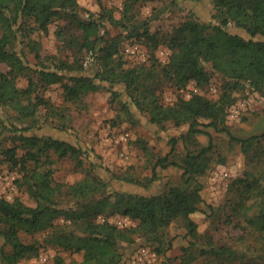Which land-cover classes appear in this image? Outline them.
Listing matches in <instances>:
<instances>
[{
    "label": "trees",
    "instance_id": "trees-1",
    "mask_svg": "<svg viewBox=\"0 0 264 264\" xmlns=\"http://www.w3.org/2000/svg\"><path fill=\"white\" fill-rule=\"evenodd\" d=\"M89 1L90 5L83 0H0V61L7 65V70L0 71V110L11 108L22 123L34 118L40 105L47 104L41 92L53 83H60L64 98L71 101L102 88L110 89L113 101L119 96L113 85L118 84L128 93L131 103L149 114L151 123L172 121L176 126L187 124V131L182 135L184 140L204 133L208 135V142L194 149L187 147L178 163L170 160L177 141L176 137H171L170 151L157 157L148 177L140 179L127 173H112L111 176L147 186L159 177L157 165L172 163L182 169L179 184H168L160 192L145 194L108 190L107 182L101 177L86 174L67 185L66 193L71 201L63 206L56 199L63 184L52 183L50 168H38L40 157L47 149H53L59 157L69 156L81 163V147L50 135L25 133L30 129L29 124L14 126L0 113V137L3 130L9 129L14 131L12 139L20 141L0 148V152L12 168L22 172L20 179L36 201L32 206L17 197L8 200L0 196V264H17L19 260L37 254L40 246L36 242L23 241L20 234H34L40 230L50 234L48 242L57 247L82 253L80 260L68 262L55 255L49 264H123L128 253L132 252L130 248L136 241L135 234L145 236L140 245H149L162 254L171 246V240L166 238V227L179 218L185 219L187 229L184 262L201 255L209 256L216 263L235 261L236 264H246L244 259L248 254L263 259L264 132L237 138L231 134L225 120L229 106L235 101V88L248 84L253 91L264 92V0H211L214 12L210 19L189 17L177 25L168 38L151 31L147 19L132 24L134 16L127 13L133 7L150 2L174 3L177 0H123V13L119 18L114 17L102 0ZM63 17L80 30L79 37L71 40L77 45L76 51L67 58L56 54L42 55L39 37L48 32L52 20ZM105 21L117 28L116 34L102 31ZM229 25L243 29L246 35L230 31ZM57 34L61 36L62 33L58 30ZM122 37H134L150 48L154 64L161 65L165 77L174 86L181 87L189 80L204 85L213 73H218L225 79L221 93L217 98H210L194 92L171 104L159 102L157 96L146 99L138 88V78L144 67L139 64L124 67L125 58L119 47ZM161 43L170 50L163 64L157 61L153 52ZM18 46H26L36 60L33 68L36 75L29 76L23 87L17 85V77L31 65ZM84 52H89L99 62L93 75L74 73L83 69ZM119 101L122 112L133 122L137 121L130 103ZM118 113L111 119V124L117 123ZM203 127L228 133L230 141L240 143L245 160L254 164L233 180L237 198L229 202L228 211L223 213L226 222H235L241 227L238 242L243 244V239H254L246 246L213 243L196 246L197 223L191 214L200 209L199 204L203 201L198 176L209 168L214 148L213 137ZM19 145L25 148L22 154L17 153ZM29 160L34 161L32 168L27 167ZM210 213L214 214V210ZM110 214L124 215L135 224L118 226L106 219H96L98 215ZM58 217L75 226L52 230ZM6 246L10 247L8 252Z\"/></svg>",
    "mask_w": 264,
    "mask_h": 264
},
{
    "label": "rangeland",
    "instance_id": "rangeland-1",
    "mask_svg": "<svg viewBox=\"0 0 264 264\" xmlns=\"http://www.w3.org/2000/svg\"><path fill=\"white\" fill-rule=\"evenodd\" d=\"M90 5L89 0H83ZM103 4L112 10L115 18H119L123 13V0H102ZM211 0H200L198 2L188 0H177V2H150L139 7H133L129 13L132 14L131 23H138L143 19L149 21L151 31H157L159 36L170 37L183 20L189 17H198L206 20L210 19L214 12ZM228 29L246 35V32L233 25ZM58 30L61 36H58ZM110 34L117 33V28L105 21V27ZM125 32V31H124ZM80 30L72 24L67 17L56 18L49 24L48 32L39 37V52L44 54H56L60 57H71L77 49L76 43L71 40L79 37ZM138 43L146 50V59L140 60L137 57L123 53L125 58L124 67L139 64L144 67L138 78V88L146 99L158 98L163 104H171L179 97L187 98L192 93H200L210 98H217L221 93L224 78L213 73L207 84L197 85L194 80H189L181 87L174 86L164 75L161 65L154 64L150 48L144 45L141 40L122 37L119 47L123 48L127 43ZM161 43L153 52L158 62L162 63L158 56L159 48H167ZM22 50L24 58L30 63L31 68L25 70L17 77V85L23 87L27 83L29 76L34 77L33 68L36 66L32 52L26 46H18ZM168 49V48H167ZM169 50V49H168ZM170 51V50H169ZM83 69L74 73H84L93 75L99 67L98 60L93 59L89 52H84ZM46 62V61H45ZM47 63V62H46ZM7 70V65L0 61V71ZM107 85L109 83L106 82ZM113 89L119 92V96L113 101L110 89L102 88L96 91H89L81 99L71 101L66 100L60 83H53L41 92L46 99V105H40L34 118H29L22 122L16 119V114L11 108H2L0 113L14 126H30L25 133H36L38 135H50L53 137L68 140L81 147L82 162L78 163L69 156L59 157L53 149H47L40 157L41 165L39 169L52 170V183H62L61 191L56 193V199L61 205L66 206L70 196L67 195V185L82 179L83 176L97 175L107 182L108 190H129L145 194H152L162 191L168 184L181 183L182 169L175 164L166 166L157 165L156 171L159 176L155 181L147 186L112 178V173L124 174L143 179L152 173V166L160 155H165L171 149L169 139L176 137L174 151L170 155V160L181 162L187 147L190 149L198 148L207 144L208 135L204 133L185 139L182 136L187 131V124L176 126L172 121L162 122L161 124L151 123L149 114L144 109H139L130 101L128 93L120 85H113ZM235 101L228 108L225 124L231 134L237 138H246L252 134L264 132V92L253 91L248 84L238 86L233 90ZM128 101L132 113L137 121L133 122L120 109V101ZM232 108H237L238 113L231 115ZM118 114L116 124H111V119ZM205 131L213 137L214 148L212 150L209 168L198 176L202 184L200 193L203 201L200 202V209L191 214L197 223L198 236L196 237L197 247L206 246L209 243L220 244H241L246 246L253 242V238L243 239L244 243L237 241V236L242 232L241 227H237L235 222H226L223 213L228 211L229 202L235 200V189L232 186L233 180L242 176L243 172L252 167L253 163H248L241 151L238 141H230L228 133L216 130L212 127H203ZM13 130L5 129L0 137V148H7L20 141L12 139ZM141 140V141H140ZM25 148L21 145L17 148V153L22 154ZM34 161L29 160L27 167L32 168ZM220 169L229 170L227 178L221 177L218 173ZM213 170H217V175H213ZM0 174L2 180L0 193L7 191L12 198H19L22 202L34 206L36 201L30 196L26 184L22 181V172L17 168H12L10 162L0 152ZM14 174L11 186H7L6 177ZM7 186V187H6ZM214 214H211V210ZM102 218L115 223L118 226L134 225L135 221L124 215L110 214L98 215L96 219ZM58 217L54 220L55 227L52 230H60L74 227L75 224L68 223ZM185 219H177L166 227V238L171 240V246L165 248L159 254L166 264H236V262L216 263L207 255L198 256L190 262H184L186 253L184 251L188 238L186 233ZM49 235L46 231L40 230L34 234L21 233L20 236L25 242H36L40 249L37 254L23 258L17 264H49L55 255H60L66 262L71 259L80 260L81 252L64 250L53 243L48 242ZM47 236V237H46ZM134 243L131 250L140 245L144 240V235L135 234ZM196 248V247H194ZM10 250L9 246L5 247ZM130 250V251H131ZM132 252H129L123 264H128ZM41 254H46L47 260H41ZM246 264H264V258L258 259L248 254L244 259Z\"/></svg>",
    "mask_w": 264,
    "mask_h": 264
},
{
    "label": "built area",
    "instance_id": "built-area-1",
    "mask_svg": "<svg viewBox=\"0 0 264 264\" xmlns=\"http://www.w3.org/2000/svg\"><path fill=\"white\" fill-rule=\"evenodd\" d=\"M123 53H126L129 56L137 57L140 60L146 59V50L140 46L138 43H127L123 48ZM158 56L161 59L162 62H166L168 59V55L170 51L167 48H159ZM238 109L232 108L231 110V117L237 115ZM229 170L227 169H220L219 175L223 178H227L230 174ZM213 175H217V170H213ZM0 174V178H1ZM13 178H15L14 174H10V176L6 177V185L11 186V183L13 182ZM2 180H0V186H1ZM6 186V187H7ZM3 194L0 193V196L5 197L8 200H12L13 198L7 191H3ZM104 220V218H102ZM46 254H41V260L45 261L47 260ZM128 264H166V260H162L158 254V252L152 248L149 245H140L135 248V250L132 252V254L129 257Z\"/></svg>",
    "mask_w": 264,
    "mask_h": 264
}]
</instances>
